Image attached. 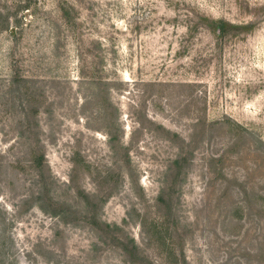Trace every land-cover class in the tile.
Here are the masks:
<instances>
[{"label":"rangeland","instance_id":"1","mask_svg":"<svg viewBox=\"0 0 264 264\" xmlns=\"http://www.w3.org/2000/svg\"><path fill=\"white\" fill-rule=\"evenodd\" d=\"M0 264H264V0H0Z\"/></svg>","mask_w":264,"mask_h":264}]
</instances>
